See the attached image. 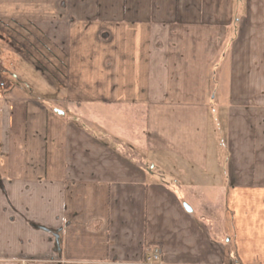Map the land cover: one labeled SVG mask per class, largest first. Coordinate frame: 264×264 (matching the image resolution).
Instances as JSON below:
<instances>
[{"label": "crops", "instance_id": "obj_1", "mask_svg": "<svg viewBox=\"0 0 264 264\" xmlns=\"http://www.w3.org/2000/svg\"><path fill=\"white\" fill-rule=\"evenodd\" d=\"M0 31V264H264V0H0Z\"/></svg>", "mask_w": 264, "mask_h": 264}, {"label": "rangeland", "instance_id": "obj_2", "mask_svg": "<svg viewBox=\"0 0 264 264\" xmlns=\"http://www.w3.org/2000/svg\"><path fill=\"white\" fill-rule=\"evenodd\" d=\"M11 27L13 29H10L9 32L12 34V35H9V36H16L15 34L18 32L16 29H14V26L11 25ZM0 36H1V31H0ZM18 38V37H17ZM3 44H6V42H4L1 38H0V50H2V47H3ZM3 56H2V52H0V62L3 61ZM3 77V76H2ZM5 78V77H4ZM6 80V79H5ZM6 86H7V83H6ZM44 96H47L44 94ZM213 123V121H212ZM129 127V125L127 126ZM220 157H219V161H220ZM180 179H182V185H188L187 184V181L184 180L185 179V176L186 178L189 177V175H183V174H178L177 175ZM220 177H223L222 174H219ZM223 181V179H222ZM222 181L219 182V184H222ZM190 184L194 185L193 181H190ZM189 187V185L187 186ZM182 188V187H181ZM181 188H178L177 187V191L178 192H183V189ZM199 189V187H198ZM198 193H199V190H198ZM200 196V195H199ZM199 200H198V214L199 215H202V216H205L208 221L210 223H214V221L216 220V218L220 219V216H221V213H222V207H221V196L219 195L218 197H216L214 200L211 199L208 200L207 198L205 199L203 196L202 198L201 197H198ZM210 199V198H209ZM215 224V223H214Z\"/></svg>", "mask_w": 264, "mask_h": 264}, {"label": "built area", "instance_id": "obj_3", "mask_svg": "<svg viewBox=\"0 0 264 264\" xmlns=\"http://www.w3.org/2000/svg\"><path fill=\"white\" fill-rule=\"evenodd\" d=\"M6 88V82L2 75L0 74V96ZM161 260V250L158 246L151 247L148 249L146 257L144 259V264H158Z\"/></svg>", "mask_w": 264, "mask_h": 264}, {"label": "water", "instance_id": "obj_4", "mask_svg": "<svg viewBox=\"0 0 264 264\" xmlns=\"http://www.w3.org/2000/svg\"><path fill=\"white\" fill-rule=\"evenodd\" d=\"M183 206L185 207L187 211H191V208L188 204L184 203Z\"/></svg>", "mask_w": 264, "mask_h": 264}, {"label": "trees", "instance_id": "obj_5", "mask_svg": "<svg viewBox=\"0 0 264 264\" xmlns=\"http://www.w3.org/2000/svg\"><path fill=\"white\" fill-rule=\"evenodd\" d=\"M145 248L147 249L148 247H145ZM145 248H144V249H145ZM147 250H148V249H147Z\"/></svg>", "mask_w": 264, "mask_h": 264}]
</instances>
